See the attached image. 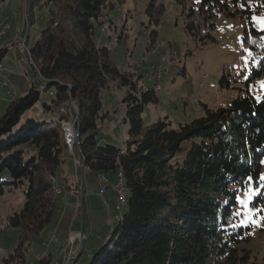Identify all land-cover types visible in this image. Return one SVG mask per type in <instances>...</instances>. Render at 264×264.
I'll list each match as a JSON object with an SVG mask.
<instances>
[{
	"label": "trees",
	"instance_id": "trees-1",
	"mask_svg": "<svg viewBox=\"0 0 264 264\" xmlns=\"http://www.w3.org/2000/svg\"><path fill=\"white\" fill-rule=\"evenodd\" d=\"M175 1L184 13L189 7L184 28L194 36L199 28L195 16L208 20L219 12L240 13L248 22L247 42L257 63L247 82L264 75V26L257 29L252 20L253 14L264 17V0ZM112 7L111 0L27 1L30 24L36 9L45 8L47 18L29 47L35 77L0 117V196L23 192L21 209L8 216L7 224L19 228L20 235L4 264L25 262L31 240L51 223L55 188L75 190L61 127L74 114L75 146L84 167L91 174H121L127 191L120 219L88 264H257L242 246L251 239V226L236 224V206L238 189L261 182L264 88L252 94L246 86V93L225 106L203 104L202 116L176 128L165 119L144 127L141 114L157 101L155 89L138 90L114 65L109 48L97 44L96 28ZM6 53L1 46L0 62ZM111 80L128 86L122 99L129 125L124 148L96 140L106 116L102 90ZM229 83L220 77V86ZM46 94L49 100L42 98ZM251 202L263 203V194ZM50 256L39 257L37 264H50Z\"/></svg>",
	"mask_w": 264,
	"mask_h": 264
},
{
	"label": "rangeland",
	"instance_id": "rangeland-1",
	"mask_svg": "<svg viewBox=\"0 0 264 264\" xmlns=\"http://www.w3.org/2000/svg\"><path fill=\"white\" fill-rule=\"evenodd\" d=\"M27 1L0 2V21L8 25V35L0 37V47L4 46L8 53L0 62V69H3L0 72V117L12 99L27 92L30 81L36 74L29 47L34 44L45 24L47 11L45 8L36 9L30 24L26 11ZM111 1L113 7L104 11L101 16L102 26L95 31L97 44L109 48L114 65L123 69L138 90L155 89L157 101L149 102L141 114L144 127L165 119L171 122V127L176 128L179 123L202 116L203 104L211 108L225 106L226 101L238 93H246V86L252 94L264 88L262 74L247 82L252 67L257 63L247 42L250 39L248 22L246 18H241L240 13L219 12L208 20L197 15L194 21L199 28L198 34L194 36L184 28L189 7L184 13L182 5L175 0ZM252 20L257 29H263L264 17L259 18L253 14ZM210 22H213V26ZM23 42L24 45L19 46ZM223 75L230 81L229 86L219 85V79ZM127 88L128 86H120L111 80L108 87L102 90L103 111L106 116L99 121L96 134V140L101 145L109 143L121 148L126 146L129 125L125 119V104L122 99ZM42 98L49 100L51 95L46 94ZM69 106L75 110L72 101ZM71 118L77 120L76 114ZM72 132L75 138L77 133L74 125ZM189 144L185 143L183 152L177 158L182 157ZM69 155L71 157L70 153ZM70 161L75 167H84L83 161L81 166L75 163L74 158H69V165ZM260 178L258 186L250 184L238 189L236 224L251 226V239L242 246L250 250L257 264H264V202H251L258 193L264 196V156L261 158ZM91 180L87 196L86 186L83 188L84 180L79 184L74 183L75 194L76 190H81L80 195L83 191L82 224L88 225L90 220L93 223L84 251L79 257L77 255L75 264H88L91 261L89 251L94 254L105 242L106 236L108 237L125 209L123 206H117L116 209L115 203L104 193L98 178ZM58 197L57 205L61 203V196ZM75 201L72 221L70 217L67 222V250L68 243L73 241L70 240L71 231L75 232V226L81 222L80 214L77 216L75 213ZM22 204L21 189L6 191L0 196V264H4V258L14 251L18 243L20 229L9 226L7 221L8 216L19 211ZM62 225L61 228L58 225L56 230L54 222H51L33 237L25 252L23 264H37L39 257L49 252H52V258L55 259L59 254L60 243L51 240L47 233H55L52 238L56 234L61 237ZM76 240L80 243L79 238L74 242Z\"/></svg>",
	"mask_w": 264,
	"mask_h": 264
},
{
	"label": "crops",
	"instance_id": "crops-1",
	"mask_svg": "<svg viewBox=\"0 0 264 264\" xmlns=\"http://www.w3.org/2000/svg\"><path fill=\"white\" fill-rule=\"evenodd\" d=\"M4 24H6V23L1 20L0 21V25L2 26V28H3ZM0 35H1L0 37L7 36L8 35L7 30L4 31ZM13 35L11 37H9V38H12ZM0 39H2V38H0ZM1 70H3V69L1 68L0 72H2ZM74 151H75L76 154H78L77 146H75ZM70 158H72V156ZM70 162H71V164L70 165L68 164V167H67V173L69 174V177L72 178V179L76 175L83 176L82 173L84 174L85 186H86L85 192L87 191V193H85V194L87 196V194H89L88 193L89 186L92 183L91 179H93V178L97 179V176H96V174H91L89 169L86 166L85 167H75L73 165L72 161H70ZM103 175L108 180V183L103 187L104 193L107 194L111 198V202L115 203V207H116V194H115V191L113 189V184L115 182L117 174L114 171H111V172L103 173ZM58 196H61L60 197L61 203L58 204V205L56 204V209L54 211V214H53L51 222H54V227H56V230L58 228V225L61 228V225L64 222L65 223L62 225L61 237H59L56 234V237L52 238V234H55V233L50 232V231L47 233L50 236L51 240H56V242L60 243V247L58 249L59 254H58V256L55 259L52 258L53 257L52 256V252L48 253V254L51 255L50 259L52 260V262L50 264H63L64 263L63 261L65 260V257H66V250H67V246H66L67 241L66 240H67V233H68V227H69L67 222H68V220H70V217H71V221H72V216H73V211H74V201L76 199V197H75L76 194H75V190L73 189V187L69 188V189H62L61 188L60 193L57 194V200L59 198ZM82 198H81L82 199L81 201L83 203L84 197L82 196ZM86 202L88 204V199L86 200ZM117 206H118V204H117ZM118 207H120V206H118ZM82 214L83 213H82V207H81V213H80L81 222L79 223V225H77V224L76 225L78 227H81V228H85L86 226L87 227L91 226V228L93 229V223H92L91 220H90V223L88 225L87 224L85 225L84 223L82 224ZM89 214H90V212H89ZM74 224H75V222H74ZM72 236H74V237H72ZM71 239L75 240V232H73V231H71ZM105 239H107V236H106ZM87 240H88V238L86 240L82 241L83 251H84L85 243H86ZM71 247H72L73 252H76V250L79 247V241L76 240L71 245ZM49 249H50V245L48 246V250ZM89 255H91L90 251H89Z\"/></svg>",
	"mask_w": 264,
	"mask_h": 264
},
{
	"label": "built area",
	"instance_id": "built-area-1",
	"mask_svg": "<svg viewBox=\"0 0 264 264\" xmlns=\"http://www.w3.org/2000/svg\"><path fill=\"white\" fill-rule=\"evenodd\" d=\"M2 31H3V28H0V32H2ZM21 45H24V42H23V44L19 43V46H21ZM8 46H9V48H13L11 45H8ZM74 123H75V118H74ZM76 133H77V128H76ZM77 141L78 140H77V134H76L74 141L72 142V152H69V153L71 154L72 158H74V160H76V164H78V166H81L82 165V158L79 154H76L74 151V146L77 143ZM79 161H80V163H79ZM82 175L84 177L83 173H82ZM97 178H98V180H100V182H101L100 184H101L102 188L108 183V180L105 178L103 173L99 172ZM84 186H85V177H84L83 188H84ZM113 189H114L115 194H116V208H117V203L121 202L122 194H121V187L117 184L116 179H115V182L113 184ZM82 195H83V191H82V194L78 196V202H79L78 215L80 214V210H81V197H82ZM89 231H91L90 226L86 227L85 229H83V228L78 229L77 226H75V239L79 238V240H80L79 247L76 250V252H73V250H71V245H68V250H66V257H65V260L63 262H73V263L75 262L77 255L79 254V252H82V250H83L82 241L86 240L88 238V236L90 234Z\"/></svg>",
	"mask_w": 264,
	"mask_h": 264
},
{
	"label": "bare ground",
	"instance_id": "bare-ground-1",
	"mask_svg": "<svg viewBox=\"0 0 264 264\" xmlns=\"http://www.w3.org/2000/svg\"><path fill=\"white\" fill-rule=\"evenodd\" d=\"M7 27H8V25L4 24L3 25V31L0 32V34H2L7 29ZM72 124L74 125V129H75L76 126H75V123H74V119L68 120L67 122L64 121L63 126H62L63 135H64V141H65V144H66L68 152H72V142L74 141V136H73V132H72V129H73V125ZM72 138H73V140H72ZM74 161L76 163V160H74ZM82 180H84L83 176L76 175L74 177V183L75 184H79L80 182H82ZM116 181H117V184L121 187V194H122L121 202H118L117 204H118V206H124V204H126L125 202L127 201V191H126V188H125V183H124L123 176L121 174H117ZM60 191H61L60 188H58V187L55 188L56 194L60 193ZM80 192H81V190L80 191L76 190V194L77 195H76V201H75V210H76L75 213H77V216H78V212H79L78 196L80 195ZM70 240H73V239H70ZM73 243H74V240L71 242V244L68 243V245H72ZM68 263L69 264H74L73 262H64L63 264H68Z\"/></svg>",
	"mask_w": 264,
	"mask_h": 264
},
{
	"label": "water",
	"instance_id": "water-1",
	"mask_svg": "<svg viewBox=\"0 0 264 264\" xmlns=\"http://www.w3.org/2000/svg\"><path fill=\"white\" fill-rule=\"evenodd\" d=\"M77 140H78V138H77Z\"/></svg>",
	"mask_w": 264,
	"mask_h": 264
}]
</instances>
